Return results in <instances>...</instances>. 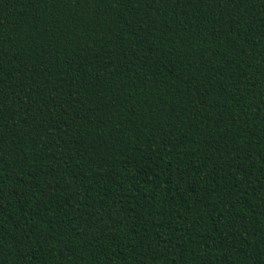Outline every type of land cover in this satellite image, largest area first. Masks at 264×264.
I'll list each match as a JSON object with an SVG mask.
<instances>
[{"label":"trees","instance_id":"1","mask_svg":"<svg viewBox=\"0 0 264 264\" xmlns=\"http://www.w3.org/2000/svg\"><path fill=\"white\" fill-rule=\"evenodd\" d=\"M0 264H264V0H0Z\"/></svg>","mask_w":264,"mask_h":264}]
</instances>
